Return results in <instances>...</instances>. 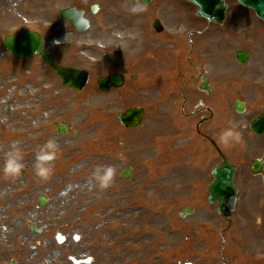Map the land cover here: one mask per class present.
I'll list each match as a JSON object with an SVG mask.
<instances>
[{"label": "rangeland", "instance_id": "rangeland-1", "mask_svg": "<svg viewBox=\"0 0 264 264\" xmlns=\"http://www.w3.org/2000/svg\"><path fill=\"white\" fill-rule=\"evenodd\" d=\"M227 1L231 7L219 26L198 19L197 8L185 0H153L150 5L141 0H0V264L12 259L72 264L70 256H93L94 264H221L215 234L226 221L207 202L211 171L221 159L195 133L197 118L179 116V88L187 84V74L176 71L175 52L177 38L191 52L189 30H209L211 37L194 39V57L202 67L190 75L208 77L213 92L206 98L198 89L200 81L189 79L187 92L193 98L186 111H197L204 98L205 108L209 103L218 107L227 96L231 104L247 102V114L236 120L242 125L263 112L264 23L236 0ZM93 5L99 6L96 15ZM69 7L86 11L91 28L85 35L60 20L59 11ZM156 18L165 27L161 35L152 27ZM28 30L44 37L59 64L90 71L84 92L64 89L38 57L19 61L4 50L5 36ZM241 50L251 53L243 66L235 60ZM125 65L136 80L123 90L100 93L99 77ZM134 106L148 114L142 129L128 131L116 114ZM58 124H66L70 133L57 135ZM207 126L210 130L213 123ZM214 127L211 137L218 140L221 125ZM230 128L239 143L229 142V149L237 154L240 198L254 197L256 207L258 178L246 172L263 154L264 137L253 138L234 121ZM50 141L54 150L46 147ZM216 143L223 146L221 140ZM17 150L20 173L6 176L9 153ZM40 155L52 159L41 161ZM40 167L46 176L38 174ZM107 167L114 175L101 188L94 175ZM127 168L133 169L129 180L121 176ZM41 196L49 203L38 208ZM187 206L195 212L182 219ZM31 225L45 231L39 235ZM58 233L66 238L63 245L56 241Z\"/></svg>", "mask_w": 264, "mask_h": 264}, {"label": "water", "instance_id": "water-1", "mask_svg": "<svg viewBox=\"0 0 264 264\" xmlns=\"http://www.w3.org/2000/svg\"><path fill=\"white\" fill-rule=\"evenodd\" d=\"M145 3L149 4L152 0H143ZM197 6H199L198 16L207 18L212 22L218 24H223L225 21V13L227 11V4L225 0H188ZM240 5L248 7L255 11L257 17L264 21V0H238ZM96 7L93 8V12L96 13ZM83 11H79L76 8H70L67 10H62L60 12V18L62 20L69 21L72 23L74 28L79 33L86 32L90 24L85 18ZM154 28L157 32L163 30L160 21L156 20L154 23ZM4 45L6 50L10 51L12 55L25 59L30 56H40L41 59L50 67H52L57 75L61 78L62 84L65 87L75 89L77 91H82L89 81V76L86 71L66 68L59 66L45 51L44 43L42 37L35 32H27L19 37L8 36L5 38ZM249 58L247 52L237 54V59L244 63ZM114 79L111 77L110 82L102 81L101 84H106L105 89H110L111 85H116ZM144 113L141 110L133 109L126 114H119V122L126 127H136L140 126V121L142 120ZM258 128L264 129V122L261 123ZM58 133H67L66 126H58ZM257 131V130H256ZM255 169V168H254ZM215 177V182L209 189L210 196L209 201L211 203L220 202L218 212L221 215H228L234 210L236 191L233 186L234 180V169L228 164H225L221 168L217 169L213 173ZM123 176L127 179L130 178L129 174L124 172ZM189 213V211L187 212ZM186 213L183 214V216ZM59 242H62L60 240ZM75 264H80L84 262H78L72 259ZM87 263H90L87 261Z\"/></svg>", "mask_w": 264, "mask_h": 264}, {"label": "flooded vegetation", "instance_id": "flooded-vegetation-1", "mask_svg": "<svg viewBox=\"0 0 264 264\" xmlns=\"http://www.w3.org/2000/svg\"><path fill=\"white\" fill-rule=\"evenodd\" d=\"M190 40L191 36H189V41ZM193 54L194 53L191 52L187 57L186 61L189 63L187 66L181 65L183 60H185L184 56L182 55L179 57L180 73H186L188 71L192 73L193 70H197L193 60ZM128 69L129 68H126V66H122L111 72L122 76L124 82L121 89H114L112 92L123 90L130 82L136 80L135 77L129 75ZM106 76L107 75H103L100 76V78ZM196 77L191 75L189 79H195ZM184 104H187L185 99ZM197 114V112L194 113L193 117ZM211 118L209 117V120ZM200 125L201 124H198L197 129H200ZM258 158V160L263 159L264 152ZM257 185L259 187V193L256 199L258 203L257 206L255 207L253 205L255 201L254 197L248 198L249 196H246V202H244V200L242 201L239 197V202H237L236 205V212L224 219V221H226V227L219 235H216L222 242V264H264V175L261 173L258 175ZM237 217L238 224H236Z\"/></svg>", "mask_w": 264, "mask_h": 264}, {"label": "clouds", "instance_id": "clouds-1", "mask_svg": "<svg viewBox=\"0 0 264 264\" xmlns=\"http://www.w3.org/2000/svg\"><path fill=\"white\" fill-rule=\"evenodd\" d=\"M135 11V9H134ZM233 133L231 131H228L224 134L225 137L231 136ZM48 149H53L55 148V145L53 142H49L48 145L46 146ZM13 148H15V145H13ZM19 156L18 150L15 153H9V159L6 161L5 167L3 169L4 174L6 176H15L20 173L21 170V164L17 162V157ZM39 160L45 161V160H50L52 157L50 155H40L38 157ZM38 174L41 176H46L47 170L40 167L38 169ZM114 175V170L111 167H107L103 170L101 173L100 170H97V173L94 175V179L98 182L99 186L101 188L107 187L109 183L111 182V179Z\"/></svg>", "mask_w": 264, "mask_h": 264}]
</instances>
